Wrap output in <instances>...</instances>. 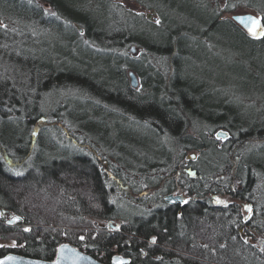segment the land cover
Listing matches in <instances>:
<instances>
[{"label":"trees","instance_id":"16d2710c","mask_svg":"<svg viewBox=\"0 0 264 264\" xmlns=\"http://www.w3.org/2000/svg\"><path fill=\"white\" fill-rule=\"evenodd\" d=\"M0 1V9L9 6V15L11 16V20L13 22L21 20L23 22H33V19L29 18L28 16H24L22 12H20V8L23 12H30L33 11V6H36L34 4V0H6L10 3V5H3ZM51 3H53V0H49ZM147 5L151 4L155 8H163L169 7L176 8L178 7V0H171L172 3H169L168 0H165L166 4L161 5L160 1L162 0H147ZM144 2V1H142ZM156 3V4H155ZM196 4L197 7H202L203 9L198 11L195 9L196 7H192V4L190 2H186L185 9L190 8V13L187 14L186 19L179 20V22L173 21V25H166L164 26V21H161L159 24L154 25L152 24V30L154 33H156V37L162 36L164 33L169 34V37L167 41H163L159 39L160 42H158L157 46H164L166 48V51L159 52L158 55L154 52V50L149 49L147 47L146 51L151 50V54H153L154 60L156 62H161L162 65L166 66V63L164 60H159L160 56L162 54L164 55L163 59L165 58V53L168 55V59L171 60V68H169L172 73V79L173 83L178 86V81L182 82L181 85L178 87L180 89L185 88V86L188 87V95L193 94L192 91L189 89L192 88L193 83L196 81L193 79V75L191 79L187 78L185 69L181 71H178V63L173 59L175 55H180L182 59L187 55V51L185 47H187L188 44H190L191 39H189L191 36H198V39H196V42L198 45L203 44V42H207L211 40V35L214 33L220 34V31L216 29L217 25L220 24L221 28L220 30L225 31V33H228V37H231L229 32H233L234 30L237 31V34H241L243 36L242 40H245L246 42L243 44L245 46H249L248 48H252L254 50L256 49H263L264 48V36L261 38H257L256 40L248 38L245 34H242V32L237 28L235 24H232L229 20H219L218 15H213L211 17H200L195 18L191 13H203L207 15L208 6L204 3L199 2H193ZM252 6H256L257 4H251L250 2L247 3ZM30 5L29 10L23 9V6ZM55 5V6H54ZM53 10L57 13L53 18V21L56 23L59 20L61 14L60 10H58V4L53 3ZM150 6V5H149ZM258 6V5H257ZM256 6V7H257ZM39 9V8H38ZM213 9H211L212 11ZM210 11V12H211ZM261 12V11H260ZM215 13V12H214ZM199 14H196L197 16ZM161 15V12H160ZM262 15L264 16V12H262ZM23 16V17H22ZM162 16V15H161ZM194 17V18H193ZM66 18L67 17H62ZM164 17L162 16V19ZM76 24H80L78 21L71 20ZM193 21V22H190ZM196 21L199 23L196 24ZM63 23V21H61ZM184 23V26L182 24ZM39 24L40 27H43L45 30L48 25L47 22H39L37 19V22H35V25ZM42 24V26H41ZM46 24V25H44ZM73 24L71 25V32H67L64 30L59 31H51L54 33L56 38L60 41L62 37L64 38H72L73 42H81L79 40L78 31L73 29ZM83 27V26H82ZM154 29H157L156 31ZM11 30V29H10ZM6 27L0 28V146L1 150H3L2 153L4 154V151L7 154V159L10 158H16L22 159L29 157V161L33 163L31 167H36L35 165H40L38 169V173L32 174V169L29 168L27 172L31 171V175L28 179H26L23 174L21 178H16L14 175H10L8 168L3 165L2 159L0 158V208L8 209L10 211L16 210L18 213L21 208L23 211L26 209L34 208L36 210L35 216L37 219H30L26 217L29 214H24L22 217V222L20 224H32L35 226L36 224H39L40 217L43 219L46 218V216L50 217H56L54 208L56 207V210H59V207L55 206L53 204L54 195H56L57 192H59L60 188L64 190V192H67L71 189L75 190L76 196L80 197V201L83 204V207L85 209H91V215H94L96 217H103L102 214L108 213L109 215L107 217H118L124 219L126 216H118L115 210L116 207L110 206L105 201V193L103 189L102 179L104 175L99 169V165L96 164L97 162L92 161V159L87 155H84L85 158H88V160H85L80 154L73 153L70 154L71 143L69 140L64 139L60 133H57V130L54 129V127H44L42 128L35 141L37 143L35 144L34 149L31 151V155H29V138L28 134H31L29 132L28 126H31L32 122H34L37 119L42 118L44 115V111L41 107L47 105L46 103L52 98L49 105H52V103H55V107H53L52 113H49L50 116H65L67 119L66 121L72 122L73 125H76L77 128L80 131L87 132L90 139L94 140V146H97V142L101 144L103 148L104 140L106 139V133L107 130H109L110 126H113L114 128L112 130H115L116 132L118 130H121L126 135L131 134L134 132V128L139 130L137 128V122H135L137 119L141 122H145V125L141 129V131H147L149 134H153L155 136V142L152 146L154 149L149 153V156L147 159H141L140 163L144 164L146 166V163L149 166L158 168L156 170L157 176L155 177L157 180H154L153 182L148 181V188H154L155 186H159L161 181L164 180L163 173H173L175 172V168L170 170V168L166 167L167 162H170L172 160L171 152L167 149V146H170V144L173 142L177 146L175 148L176 150L184 152L185 148H188L189 150H196L198 152V158L197 162L193 164V162L188 163L187 167H189L194 176L191 177L186 171V168L183 167V171L181 174V178L183 183H180V186L177 187V189H181L184 191H187L189 193L199 194L200 196L203 194L202 197H205V195L210 193H219V189H214V191H210V181L208 178H201L200 176V170L199 167L202 165L200 164V161L206 162L209 159H211L210 155L208 153L205 154V150L211 146H214V144L211 143L210 138H208L209 135L206 134L207 132H211L216 126L221 125L226 128H228L229 132L231 131L234 135V138L237 140H231V143L228 144V146L223 147L222 154L229 153L231 156L236 155L237 158L241 157V154H239V148L240 150L244 149L243 147H246V151L244 155H251L248 160L242 159L241 160V167L235 166L234 169V175L237 178V181L239 182L240 191L230 192L231 187H229L228 181L225 182L223 179H218L217 183L215 185L221 186L225 185L226 190L228 194H231L233 197H236V199H239L240 201L243 199H247L253 202L248 197H245L243 194V191L246 190L247 183L248 186L251 185V181L255 180L257 178L264 179V129L262 128L264 126V116L259 117L260 114L263 115L260 111L259 112H251L248 110V112H245L248 115V120L245 121V118H242L241 123L238 124V126L229 127L231 123L228 121V112L226 111V119L227 122H205L203 123L201 121V113H197L194 110H197L195 108V103L198 98L201 97V100L198 101L199 106L201 107L202 115L205 116L204 108L209 110L210 112L213 111V109H222L219 104V101L222 100H215L210 98V95L204 96V94H200L199 96L193 95V102L190 101L189 97L186 99L188 100L189 108L185 109L183 104L175 105L173 103H167L171 102L169 100L161 101V104L163 107H166L165 105L168 104V107L172 108V112L168 111V113L161 114L159 113V110L152 104V102L149 103L150 100V94L147 96L146 94H140L138 91H133L131 88H129L128 85H126L124 89V93H132L137 94V97L142 98V95L145 97L144 100H140L141 103L139 105H136L134 100L130 99L128 96H124L119 88L111 83L107 82L105 84L103 90L101 89H95L94 92L87 91L85 88V82L83 79V76L79 74H75V72L66 69V64L63 63V56H68L65 54V52L61 48H58L56 52L54 50H51L52 53H55L52 56L53 60H50L51 54L46 52L44 53V49H42L43 45H40L39 41L38 43H34L33 39H35V36L33 33H26V31L21 30V28L16 29L14 31H10ZM85 35L89 39L90 36L92 39L95 38V40L99 43V40L105 37L108 32H104L101 30H97L95 28H84ZM184 30V31H181ZM18 32V33H17ZM21 32V33H19ZM93 32V34H92ZM113 33V32H112ZM188 35H184V34ZM224 33V34H225ZM39 36L38 39L42 40L44 43L49 41L44 40V37H48L50 32H38ZM92 34V35H91ZM116 35V34H115ZM182 35V37H185L186 39H183L179 41L177 39V36ZM52 36V35H51ZM126 35L124 36V40L127 39ZM195 37V36H194ZM210 37V38H207ZM198 40V41H197ZM133 42L132 40L128 39L127 42ZM135 41V40H134ZM142 39L137 40V45L141 47L145 46L144 44H140ZM42 42V43H43ZM47 44V43H46ZM45 44V45H46ZM51 45V43H49ZM87 44V43H86ZM82 46L83 48H87V45ZM125 44H128L125 42ZM124 44V45H125ZM160 44V45H159ZM174 44V45H173ZM183 45V46H182ZM121 46V45H120ZM57 47V46H56ZM78 49L80 52L82 50H85V48ZM90 47V46H89ZM123 47V46H122ZM145 48V47H144ZM93 48L90 47V50ZM96 49V48H95ZM47 50V48H46ZM182 50V51H181ZM251 50V49H250ZM48 51V50H47ZM146 51L141 52L139 55L143 56L146 54ZM148 51V52H149ZM173 51V52H172ZM64 52V53H63ZM88 52V51H87ZM239 56H241L238 51H235ZM91 53V52H90ZM94 52H92L93 54ZM263 53V54H262ZM258 53L261 56V59L264 60V52ZM72 54V53H71ZM161 54V55H160ZM236 55V54H235ZM71 55V66L75 65L78 66V61L76 60L75 56L72 57ZM244 56V54H243ZM245 57V56H244ZM242 57V58H244ZM251 58H254L253 56ZM259 58V57H258ZM74 59V60H73ZM133 63H129L131 67L140 73V77L142 80V71H148L147 69H151V71H155L153 67L150 65L152 64V61H149L148 65L141 67V65L138 62H135L134 60H129ZM52 62V63H51ZM70 66V67H71ZM251 66H254V70L258 69L254 63H251ZM157 72H155L156 74ZM239 73V70H238ZM76 76L78 78L79 82H73V86L70 85V78H73V76ZM146 77H143V79ZM82 79V80H81ZM175 79V80H173ZM107 81V80H106ZM141 82V81H140ZM162 84L161 82L159 85H155V87H160ZM152 84L148 85L146 90L152 91L150 88ZM88 87V86H86ZM112 87V88H111ZM111 90L112 92H109L108 90ZM52 92V97H50V93ZM95 96L94 99H99L102 104H95L93 105V100H90V94ZM210 93V92H207ZM213 94V93H212ZM111 95H114L112 97ZM122 95V105H129L128 110H121L120 104L118 99ZM196 97V101H195ZM62 98V99H60ZM173 100V99H172ZM126 101V102H125ZM174 101V100H173ZM91 102V103H89ZM129 102H132L130 104ZM104 105H108V107H104ZM97 110V111H96ZM245 111V108L242 109ZM96 111V114L94 113ZM207 111V112H209ZM242 111V112H243ZM98 112V113H97ZM209 112V113H210ZM213 113V112H212ZM48 114V116H49ZM196 114L194 118L192 115ZM188 116L189 118L195 119V123L198 125L199 131L197 132L198 137H193L191 134H187L185 130L186 124H189L188 126L193 127V123H189L188 119H184L185 116ZM186 116V117H187ZM230 116V115H229ZM131 119V120H130ZM123 120L131 121L130 127H120L123 123ZM179 121L182 126H179ZM203 123V126L201 124ZM69 124V123H68ZM211 124V127L209 126ZM251 127V131L254 132V134H250L247 136L245 134L244 137L242 135H239L242 130L241 127ZM108 127V128H107ZM214 127V128H213ZM26 128L28 130H26ZM187 128V127H186ZM111 129V127H110ZM111 130V131H112ZM132 131V132H130ZM200 131H203L200 133ZM53 132H56L59 139L61 140V143L58 144L57 141L53 140L52 134ZM245 132V131H244ZM159 134V135H158ZM40 135V136H39ZM237 135V136H235ZM31 136V135H30ZM39 136V137H38ZM134 136V133H133ZM208 138V140H207ZM144 140V137H143ZM252 140L257 141V143L261 144L259 146H254L251 142ZM101 142V143H100ZM167 144H166V143ZM233 142V143H232ZM90 144V143H89ZM209 146V147H208ZM185 147V148H184ZM230 148L234 151L232 154L230 153ZM248 148V150H247ZM62 149V150H61ZM221 150L220 148H215V152L212 159L214 162L217 163L221 162L225 158V154L221 155L218 150ZM60 152H58V151ZM83 150V148H82ZM81 150V151H82ZM167 150V151H166ZM238 150V153H237ZM80 151V150H79ZM39 153L41 154V158L39 157ZM185 153V152H184ZM221 156H220V155ZM47 155V158H44ZM60 155V156H58ZM112 158H116L117 155L109 154ZM120 155V154H119ZM182 155V154H181ZM181 155L179 157H181ZM4 156V155H3ZM59 158H58V157ZM71 157V158H69ZM206 160H205V159ZM58 159V160H57ZM74 159V160H72ZM139 159V158H138ZM204 159V160H203ZM11 160V159H10ZM118 160V159H116ZM119 161V160H118ZM199 163V164H198ZM156 164V165H155ZM216 165V163H214ZM176 165V164H175ZM227 165V166H224ZM98 166V167H97ZM224 167V168H217V169H223L226 171H229L231 165L229 163V157L228 160H223V163L219 164L218 167ZM162 167V168H160ZM204 167V166H203ZM117 168V167H116ZM259 169L258 171H255L256 169ZM16 169V168H14ZM163 169V170H161ZM216 169V170H217ZM11 170V169H9ZM211 171L208 173L216 172ZM149 171V170H147ZM163 171V172H162ZM26 172V171H25ZM26 172V173H27ZM145 172V171H143ZM161 173V174H159ZM207 173V172H206ZM29 174V173H28ZM165 174V173H164ZM178 176H176L177 178ZM252 179H249L251 178ZM161 180V181H160ZM175 180L173 177L168 180L170 184L175 183ZM178 180V178H177ZM156 181V182H155ZM264 183V181H263ZM72 184V185H71ZM207 184V185H206ZM254 184V183H253ZM42 185L43 187L46 186L47 190H45L43 193H40L38 190V186ZM177 185V184H175ZM208 186V188H205ZM41 188V187H40ZM156 188V187H155ZM82 190V192H76L78 190ZM84 189V190H83ZM250 189V188H249ZM174 190V189H173ZM47 195V196H46ZM202 201H204L202 199ZM55 203V202H54ZM74 202L65 199L66 206L70 208H74ZM41 204H47V206L44 208L41 206ZM204 205L199 204L198 206ZM50 206V207H48ZM37 207V209L35 208ZM66 208V207H65ZM189 207L185 206L181 208L182 216H185L187 214V209ZM59 212V211H58ZM104 214V215H105ZM26 215V216H25ZM33 215V214H31ZM30 215V216H31ZM154 217H151L152 221L154 223L149 222H139V223H133L132 227L127 226L124 229L127 228V232L131 235L135 236L134 234L138 235L141 238H148L150 235L156 236L158 240V244H162L163 246H170L174 250L179 251H189V246L185 244V242H181L180 240H177L176 236V211L174 207L166 208L161 212H156L154 214ZM34 216V218H35ZM180 217V218H181ZM183 218V217H182ZM120 220V219H119ZM120 220V221H121ZM2 219H0V238L4 239H12L16 241L18 244L17 247L10 248L6 250V248L3 249V247H0V257L4 255V253H7L9 251H16L18 253H21L24 256H29L32 258H39L43 260H50L55 256L56 248L58 247L59 243H61V231H55L52 228L47 229H41L40 227H32L29 231L24 229H19L17 226L9 227L6 225H3ZM57 226V225H56ZM61 226H72L70 223L67 225H61ZM87 226V225H84ZM20 227V226H19ZM123 228V226H122ZM154 228V229H153ZM153 229V231H152ZM152 232V233H150ZM71 236V231L69 232ZM68 233V234H69ZM262 238L264 240V232L261 231ZM19 235V237H17ZM176 235V236H174ZM118 235L113 233L112 235H109L107 233H99L95 234L93 237H95L93 240L95 241H89L87 244H85L86 248L91 252L96 251L97 253L104 252V248L101 246L102 244L108 245L111 248H115V250L118 253L125 254L126 256L130 257L133 262H136L137 264H162V262L166 259L167 255L161 250L159 247H153L148 246L146 244H140L136 245L134 238L131 237L127 241L118 242ZM60 239H59V238ZM92 239V237H91ZM128 239V237H127ZM101 240L102 242H99ZM133 240V241H132ZM176 241V242H174ZM178 241V242H177ZM69 243L73 244L72 241H69ZM23 245V247L21 245ZM140 247V248H139ZM139 249L143 250L144 252L141 253ZM104 257L105 259H109V251H105ZM152 255L157 256L160 255V258L157 256V258H153ZM172 255V254H171ZM133 257V258H132ZM134 259V260H133ZM198 264V263H194ZM217 264H228L224 262H220Z\"/></svg>","mask_w":264,"mask_h":264},{"label":"rangeland","instance_id":"374dc122","mask_svg":"<svg viewBox=\"0 0 264 264\" xmlns=\"http://www.w3.org/2000/svg\"><path fill=\"white\" fill-rule=\"evenodd\" d=\"M194 1L195 2L200 1V3H204L208 6L207 15L204 17H211L213 15H218L220 16L219 20L221 21L232 19V23H234L239 28V30L240 29L245 30L242 26L239 27V23L235 21L234 17L239 16V15H244V14H250L258 18L259 22L261 23L262 31H264V16L262 15V12H264V0H178V3H177L178 7L176 8L175 6L174 8H171V9L165 6L163 8L158 9L152 6L151 5L152 3L149 4L150 5L149 6L146 3L148 2L147 0H106V3L104 0H53L54 4L59 5L58 10H60V14H61L59 20L63 21V23H61V21H58L57 23L53 21L52 17L57 15V13L55 11L50 12V10L47 9V7H51V8L53 7L52 6L53 3H51V1L34 0V4L37 5V7L33 6L34 12L33 11L23 12L20 8V12H22L24 16H28L29 18L33 19V22H28V21L23 22L21 20L13 22L8 12L9 6H6L0 9V28L6 27L7 29H11L10 31H14L16 29L21 28V30L23 29V31H26V33H33V35L35 36V39H33L34 43H38L39 41H42L37 38L39 36L37 34L38 32H41V31L50 32L52 36L49 35L48 37H44L43 39L46 41H49L52 46L54 47L57 46V48H61V50H63L65 54L68 55L67 57L71 58L72 54H73L72 57H74L75 55L77 56V58L76 56L75 58L77 61L79 60L78 66H76V64L72 66L70 65L71 67L66 65V69L67 71L71 70L75 72V74H79V77L80 75L83 76L84 81H86L85 85L88 86V87L85 86L86 90L95 93L94 90L96 88L103 90L107 82L111 83L110 85L116 84V82L120 78H124V76L126 77V79L127 77L129 79L133 78L135 82H139L141 80V77L139 75L140 73H138L134 69H132V71L135 73L128 72V70L127 71L124 70L126 68L125 65L128 64V62L130 64L133 63L129 60H134L135 62H138L141 65V67L145 66L146 64L148 65L149 61H152V64L150 66L153 67L155 71H153L151 74H155V72H158L159 70L157 69H159L160 67H157L156 62H154L153 60H150V58L152 59L155 58L153 57V54L150 53L151 51L149 50H148L149 52L146 51V54H144L143 56L139 55L143 50L138 49L137 47H134V46L132 48L133 50H131L129 45L125 44V42L127 43V41L126 39L125 40L123 39L124 36L131 34V36L133 35L135 37L137 36V39L152 40L155 45H158L157 43L160 42L161 40L159 41V38L155 37L154 32L151 28L152 24L157 25L156 21L159 20L160 22L164 21V26H166L165 22L170 19L176 22H179V20H182V19H186L187 14L185 12H187L188 14L190 13V8L185 9V7L187 6L186 2H190V4H192L191 8L196 7L195 9H197L198 11L202 10L203 8L201 6L197 7L196 4L193 3ZM2 2H4L2 3L3 5H10V3L7 2L6 0H3ZM168 2L172 3L171 0H168ZM249 2L251 4L256 3L258 6L256 5L257 6L256 7L255 5L252 6V5L247 4ZM160 3L161 5L162 3L167 5L165 0L160 1ZM225 4H227L228 7H225ZM22 6H23V9L25 10L30 9L28 5L26 6L22 5ZM211 9L213 10L211 11ZM160 12H161V15L164 17L163 19H162V16L160 15ZM62 17H67L68 19L62 18ZM37 19L41 23L43 22L48 23V25L44 24L47 27L45 30H43L44 28L40 27L39 24L35 25V22H37ZM71 20L78 21L81 24H76L77 22L74 23ZM190 22H193V21H190ZM72 24L75 27V30L78 31L79 40L81 42H73L72 38L70 37L69 38L62 37L59 41L56 38V36H54V33L51 32V31H59V30L71 32L70 29H71ZM196 24L199 25L197 21H196ZM82 26L84 28L93 27L97 30H101L104 32L107 31L108 34L105 37L103 36L102 40L101 39L99 40V43L95 40V38L92 39L91 36L89 40L85 41L83 39L85 38V30H83ZM245 32L248 34V35L245 34L248 38L255 39V40L257 38H261L264 36V35H259V36L254 37L252 34L248 33L247 30H245ZM221 34L214 33L212 34V36H210L211 40L207 41V43L209 42V45L213 46V51L212 53H210L207 49L204 52V54H202L200 62L198 63V66L200 69V78L196 77V75L198 74L197 72V74L195 75V80H199L200 82H202V84L204 83L208 87V90H210V92H213V90H216L217 88L218 91L219 90L222 91L221 94L225 98L234 101L235 104H240L241 107L243 106V108H245V110L247 111L249 110L253 113H255L256 111L257 112L260 111L263 115L260 114L259 117H263L264 116V69L261 70L262 72L258 70L254 71L255 67L251 66V63H254L257 67L260 66L264 68L261 65V63H264V60H262L261 56L258 54V49L254 50L252 48H250L251 49L250 51L252 52V55L254 58H250L248 56H245L244 58H242V56H239L235 51H232L229 48V46H227L228 42H229V45H231L232 43L231 40H228V39H231V37H228L227 41L223 42V45L217 41L215 36H218ZM210 37H207V38H210ZM127 38H129V36H127ZM114 41L117 42V44H120L121 46L125 44V47H123L122 49L120 48L121 49L120 50V49H117L115 45L110 46V45H113ZM243 42L245 43L246 41L243 40ZM85 44L87 45L88 49L84 47L85 50L75 53L76 51H79L78 49H80ZM89 46L92 47L93 49L90 50ZM54 51L56 52V50ZM92 52L94 53L92 54ZM117 52H118V59L114 58L115 56L114 54L115 53L117 54ZM49 53L51 54V57L49 59L50 61V60H53L52 56L55 53H52L51 50L49 51ZM120 54H122L123 56H120ZM162 56L164 57L163 54ZM162 56H160L159 60H164L165 62L163 63H166V66L163 65L162 67L167 71H172L169 69L172 66H171V60L170 59L167 60L168 55L165 53L166 59H163ZM228 63H233V64H228ZM70 64H71V60H70ZM98 64L102 66V68L99 67L100 68L99 71H103L105 73V71L110 68V70L116 71L117 75L113 76L112 74L109 73L111 76L110 75L104 76V78L100 77L102 75L95 73ZM159 64H161V62ZM230 65L241 67L242 69L240 68L241 69L240 72L242 70H244L245 72L248 71L250 75L254 77L257 81L255 83H252L250 80L249 82H247V84H244V83L239 84V81H241V78L230 67ZM163 68H160V69H163ZM104 73L102 74L105 75ZM216 78H217V83L214 86L213 82L216 81ZM75 81L79 83L81 82L74 75L73 78H70L69 80L70 85L73 86L72 84ZM108 91L112 92L110 89ZM93 93L90 94V97H91L90 100L94 101L92 102V104L93 105L99 104L102 106L100 102V97L99 99H96V98L94 99L93 97L95 96L92 95ZM51 94L52 92L50 93V97H52ZM111 96L113 97L114 95H111ZM189 99L190 101L193 102V94H189ZM51 100L52 98H50V101ZM195 101H196V97H195ZM254 101H257L258 105H253ZM46 104L47 105L41 107L44 111V114L46 115L32 122V124H30L31 126H28L29 132L31 131L30 132L31 134L27 132L28 137L29 138L31 137L29 139V143H30L29 152H28L30 153L29 155H31V151L33 149L35 151L34 146L37 143V141L35 140L37 138L39 131L46 126L52 127V128L54 127V129H56L57 132L60 133L62 137H64V139L69 140V142L71 143V147H69L71 148L70 149L71 155L73 153L82 152L84 155L86 156L88 155L92 159V161L97 162L96 164L99 165V169L104 175L102 179V184H103L105 195H109L108 189L111 186V188L114 187L115 191L121 192L124 190V192L129 193V195L126 194L124 196L123 201L130 202L132 198L136 199V197L142 196L143 193H146L145 191H148V186H147L148 181L144 180V177H146L147 173H142L141 175L138 174L137 176L131 175V177L128 180L127 179L128 177H126L127 175L122 174L124 173L122 172V170L116 167H113L112 164L114 163H117V165L119 164V162H117L116 159L112 158L110 155L106 156L105 154H101V152L103 151L101 144L97 142V146H94L95 142L93 139L89 138L88 133L80 131L76 125L72 124V122L70 123L65 120L64 123H61V121H59L56 118V116H53V115L50 116L49 113L52 111L53 107H55V103H52V105H49L50 102L48 101ZM167 105L168 104H166L165 106ZM104 107H108V105L106 106L104 105ZM195 108L200 110V112H197V113L202 114L201 109H200L201 107L199 106L198 101H196L195 103ZM96 111H94L95 114H96ZM58 116H60V114ZM186 116L184 119L187 118L189 123L191 122L193 123V127L188 126L189 124H186L185 126L186 133L191 134L193 137H198L197 132L199 131V128H198V125L195 123V119H193L192 121L191 118H189L188 116L186 117ZM120 127H124V126H122L121 124ZM113 128L114 127H112V129ZM26 130L28 129L26 128ZM202 132L203 131H200V133ZM105 133H106V138H108V136H110L109 130H107V132ZM53 140L57 141L54 137H53ZM208 141H211V140H208ZM173 142L175 141H172L170 146H167V149L169 150V152H171L170 154H171L172 160L170 162H167L166 167L170 168V170L175 168V172L174 174L171 172L170 173L164 172L165 173V174L163 173L164 180H168V179L170 180V178L172 177L177 180L176 176L181 177V174H182L181 171H183L184 169L183 167L186 168V171L190 177L192 175L194 176L192 170L189 167H187V164L191 162L195 164L197 162L196 160L198 158V152L197 151L193 152L191 150L187 151L188 148L184 147L185 153L184 152L182 153L181 151L175 149L177 146L175 144L173 146ZM103 146H104V143H103ZM172 146L175 148H173ZM243 148L244 149L242 150H240L239 148V154L241 155H243L246 151V147L244 146ZM220 151H223V150L221 149ZM2 152L3 150H1V146H0V153ZM119 152L116 150H111L109 154H119ZM237 153H238V150H237ZM223 154H225V158H222L224 161L228 160V157H229V163L231 167L229 171L220 169L219 174L223 178L226 175L230 176V180L228 182L229 187H231L230 192L235 191L234 193H236V191H240L238 190L240 189V186L238 184L237 178L234 175V169H235V166L237 167L239 166V168L242 166L240 164L241 158H237L236 155H233V154L229 156L230 154L229 153L227 154L225 152ZM3 155L0 154V158L2 159L3 165H5L8 168L10 175H14L16 178H21L22 174L24 173L23 175L26 176L25 177L26 179H28L29 176L31 175L32 170H33L32 174L38 173V169L40 165H35L36 167L34 168L33 166L31 167L33 163L29 161V157H26V158L24 157L18 160H16V158H10L11 159L10 160V159H7L6 157L7 154L5 151ZM180 155L181 157H179ZM39 157L41 158L40 153H39ZM44 158H47V155ZM212 159L214 158L211 157V159L208 160L209 161L208 165L214 166L216 169L224 168L223 166L218 167L219 164L223 163V160L220 163L219 162L217 163L216 161L214 162ZM214 163H216V165ZM200 164L206 168L205 162L200 161ZM224 166H227V165H224ZM29 168H31L32 170L27 172ZM154 170L156 169L154 168ZM151 171H153V169H151ZM150 174L157 176L155 173L152 174L150 172ZM208 179L209 180L213 179L215 183H217L219 176L218 178L209 177ZM249 179H252V177ZM176 180H175V183H172V186H175ZM263 181L264 179H261V178L252 180L251 185H249L251 186L250 189L243 191V194L245 195V197H248L251 200H253V202L251 203L252 207H245V205L242 206L243 202L245 201L244 199H243L244 201L241 202L239 199L229 197L232 195L225 192L226 190L225 185H221V186L214 185L215 189L218 187L219 189L218 191L220 192L215 193V194L208 192L207 193L208 195L206 196V198L210 199L209 202L206 201L205 197L196 199L194 198V193H189L181 189H175V191H170L171 193H173L172 195L173 197H176V195H181L182 197L181 202L168 204L170 206H174L175 211H176L175 229H176L177 236L176 235L174 236L177 237L176 238L177 240H180L183 243L185 242V244L189 246L188 248L189 251L187 250V251L182 252L177 249L174 250L170 246H163L162 244H158V243H156L155 245V242L153 241H156V236H152L150 238L138 237L139 242L144 241L145 244L148 246H153L155 248L156 247L161 248V250L165 253V255H167V260L165 259L162 262V264H184V262L186 264H194V263L217 264V263H220L221 261H223L224 263H228V264H264V250H262L264 249V240L262 238L263 234L261 233V231L264 232V183ZM146 187L147 189H145ZM38 188L39 189L36 191H39L40 193H43L45 190H47L46 186L43 187L42 185H39ZM154 188H149V189H154ZM205 188H208V186H206ZM76 192H79L80 194L82 190L79 189ZM167 193L169 192H165L163 196ZM54 196L55 197L53 201L55 203L53 202V204L55 206H58L59 210L72 209L64 204H65V199H68L70 201L74 199V197L76 196L75 190L71 189L67 192H64V190L60 188L59 192H57L56 195ZM201 196H203V194ZM202 199L204 201H202ZM187 201H188V204H187ZM237 202L239 204H236ZM202 203L204 205L198 206L199 204H202ZM209 205L212 206L213 208L219 209V211L223 214H230L229 217L232 215V218H230L231 219L230 222H232V224L231 223L230 224H231V227L234 225L233 228L235 227L236 231L233 230V228L229 229L226 227H225L226 229L223 230V228H221L222 224H220L221 221L219 222L217 220V218L220 215L219 214L215 215V212L213 214L212 213L210 214V217L215 223L213 226L211 224H207V226L204 227V224H203L201 227L200 226L198 227L197 224L199 223V220H201V217H199V215L196 216L195 212L199 210L200 214H203V213L205 214L211 210L209 209ZM185 206L186 207L188 206L189 208L187 209V214L185 216H182L183 217L182 218L181 208ZM35 208L37 209V207ZM249 209H251V211H249ZM18 210H20L19 213L16 210L10 211L8 209L0 208V219H2V222L4 223L3 225L9 226V227H14V226L19 227L20 226L22 229L24 230L26 229L28 231L32 227H35V228L40 227L41 229H47L48 227H51V226H47V225L45 226L42 224H36L35 226H33L32 224H25V225L20 224V222H22V217L24 214L26 215L29 214V216L28 215L27 216L25 215V216L30 219H37L36 216L34 215L36 210L34 208L26 209L25 211H23L24 209L22 210L21 208H19ZM163 210L155 209L153 211L154 213L152 212L151 217H154L155 216L154 214L156 212H161ZM55 211L57 210L55 209ZM81 215L83 216L85 220H88L94 226L93 229H91L90 231L107 233L109 235H112L113 233L118 234V235L124 234V231L121 232L123 224H118L116 221H113V223L111 224L113 226L110 227L111 226L110 224L107 225L106 222H102L103 220L101 219V217H96L91 214L89 217H87L82 212L78 214V216H81ZM68 216L70 217V219L71 218L73 219V217L78 218L76 216H70V215ZM46 218L48 219L52 217L46 216ZM41 219L42 218L40 217V220ZM40 220L39 222H41ZM118 222H120V220ZM223 224H225L224 221H223ZM238 229H241L242 231L239 232ZM83 234L85 237L79 236L81 237V241L80 242L77 241V245L74 244L73 248L77 249L79 252L87 255L88 257L95 259L100 264H106V263L113 264V261L120 262L122 261V259L120 258L128 257V256H125V254L116 252L114 248H113L114 250L113 253L111 252L109 253V257H108L109 261L108 259L103 258L104 252H102L101 254H98L96 251L90 252L88 248H86L85 246L87 242L84 239L91 238L95 234H91V232L89 233V231L85 229L83 230ZM126 234L130 237H133V238L135 237L128 232H126ZM74 235L78 236L77 233H74V230H71V237ZM151 239L153 240L152 242H151ZM0 247H3V249L6 248V250L10 248H14L15 241L12 239L0 238ZM139 251L143 253L144 249L143 250L139 249ZM58 252H59V249L56 250L55 256L52 258V260H55L57 258ZM9 254L23 256L21 253H18L14 251L13 249V251L4 253V255L0 257V261ZM157 256L160 258V255H157ZM157 256L152 255V257L155 259L157 258ZM26 257L30 259H34V260L38 259V258L35 259L32 257H29L27 255ZM181 261H184V262H181Z\"/></svg>","mask_w":264,"mask_h":264},{"label":"bare ground","instance_id":"6f19581e","mask_svg":"<svg viewBox=\"0 0 264 264\" xmlns=\"http://www.w3.org/2000/svg\"><path fill=\"white\" fill-rule=\"evenodd\" d=\"M104 1L106 3V0H104ZM52 8L51 7H47V9L50 10V12H53L54 11ZM115 10H117V9H115ZM196 14H199V13H196ZM196 14H194V13L192 14L191 13V15H193L196 19L197 18H200V17L202 18V17L206 16L202 12L198 16ZM156 15H157V13H156ZM229 21L232 23V19L229 20ZM165 23H166V25H173L174 24V22L171 19L168 20V21H166ZM232 24H234V23H232ZM182 26H184V28H185L184 23L182 24ZM239 27H241L240 24H239ZM220 28H221V25L218 24L217 27H216V29H218L220 31V34L221 33L222 34L221 35H218V36H215V38L217 39L218 42H220V44L223 45V42L227 41V39H228V35H227L228 33H225V31H223V30L221 31ZM73 29H75V27H73ZM8 30H10V29H8ZM154 30L156 31L157 29H154ZM181 31H184V30H181ZM240 31L242 32V34L248 35L245 32V30L240 29ZM188 34L186 33L184 35H188ZM229 34L231 36V39H228V40H231L232 43H231V45H229V42H228L227 46H229V48L232 51H238V53L242 57L248 56V57L251 58L253 55H252V52L250 51V48H248L247 46L243 45L244 44V42L242 40L243 36L241 34H239V33L237 34V31H235V30L233 32H229ZM154 35L156 37V33H154ZM188 36H191V35H188ZM194 36H191L189 38V39H191V42H190V44L187 45V47H185L186 50H183L184 52L187 51V55L184 57V59H182L181 54L180 55L179 54L178 55H175L174 58H173L178 63V67H177L178 68V71H181V69L182 70L185 69L186 76L189 79H191L192 75H193V79H195V75L197 74V72H198V74L196 75V77L200 78V69H199L198 63L200 62L201 56H202V54H204V52L207 49H208V51L210 53H212V51H213V46L209 45V42L208 43L207 42H203V44L201 43V45H198L197 42H196V39H198V36H196V35H194ZM156 38H159V39H161L163 41H167V39L170 38V37H169V34L164 33L162 36H158ZM83 39L85 41L89 40L86 35H85V38H83ZM128 39H130V40L133 41V42H129V41L127 42L131 50H133L132 48L134 46V47H137L138 49L143 50L142 52H144V50L146 51L147 50V47H148L149 49L154 50V52L156 53V55H158L159 52L166 51V48L164 46L159 47V46L155 45L152 40L142 39V41L140 42V44L142 43L145 46H142L141 45V47H140L136 43L137 40H138L137 39V36L136 37L134 35L131 36V34H130L129 35V38H127L126 41ZM177 39L179 41H181V40L186 39V38L185 37H182V35H179V36H177ZM145 40H147V41H145ZM42 42L43 41L40 42V45H43L42 46V49H44V53H46V52L49 53L50 50H58V48L56 46L54 47V46L50 45L49 44L50 42L49 43L48 42H45V43H47L46 45H45L44 42L43 43ZM206 43H207V45H206ZM114 45L116 46L117 49H120V48L122 49L123 47H125V45H122L123 46L122 47V46H120V44H117V42H115V41L113 42V45H110V46H114ZM46 48H47L48 51L46 50ZM262 52H264V48L261 49V50L260 49L258 50V53H262ZM243 54H244V56H243ZM114 55H115L114 58H117L118 59V52H117V54L115 53ZM120 56H123V55L120 54ZM62 59H63L62 61H63L64 64H66L67 66H70L71 65L70 64V60H69L68 57L63 56ZM150 60H153L154 62H156V60H154L152 58H150ZM159 63L156 62L157 67L163 68L162 67L163 65L162 64H159ZM228 64H233V63H228ZM261 65L264 67V63H261ZM125 66H126V68L124 69L125 71L128 70V72H133L132 71L133 68L131 67L130 64H126ZM125 66H123V67H125ZM99 67L102 68V66L100 64H98L95 73L102 75V76H100L102 78H104V76H108L110 74H112L113 76H116L117 75V72L110 70V68L107 69L105 71V73L103 71H99L100 70ZM230 67L241 78V81H239V84H242V83L247 84V82H249L250 80H251L252 83H255L257 81L254 77H252L250 75V73L248 71L245 72L244 70H242L240 72V70L242 69L241 67L234 66V65H232V66L230 65ZM160 68L157 69L159 71L156 74H151L153 71H151V69H149V68L147 69L148 70L147 72L146 71H144V72L142 71V73H141L142 74V80H140L141 82L139 81L140 83L139 82H135L133 80V78L132 79H129L127 77V79H126V77L124 76V78H120L116 82V84H114V85H116L119 88V90H120V92L122 94L124 93V89L123 88H125L126 85H128L129 88H131L133 91H138L139 90L138 93H140V94H146V96L149 93H151L150 94V97H149L150 98L149 103L152 102V104L157 108V110L160 109L159 110V113L161 112V114L168 113V111H171L172 110V108L171 107L169 108L168 105L166 107H163V105L161 104V101L164 100V98L166 100L171 101V102H167L169 104L170 103H173L175 105H178L180 103V104H183V106H184L185 109L189 108V104L190 103L188 102V100H186L189 97V95H188V92H189L188 91V87L185 86V88L182 87V89H180L178 86L181 85L182 82L181 81L180 82L178 81L179 85L176 86L173 83V81H171V79H172V73H171V71H167L164 68L163 69H160ZM263 69L264 68L260 67L257 70L260 71V72H262L261 70H263ZM129 70H131V71H129ZM238 70H239V73L240 74L238 73ZM257 70H254V71H257ZM100 72L104 73L105 75H103ZM133 73H135V72H133ZM120 74H121V72H120ZM109 77H107V78H109ZM143 77H146V78L143 79ZM173 80H175V79H173ZM160 82H161L162 85L160 87H155V85L158 86ZM214 82H213V84L215 86L216 83H217V78H216V81H214ZM150 84H152V86L150 87L152 89V91H149L148 92L146 90V88ZM189 89L192 91L193 95H195V96H199L200 94H204L205 93L204 96L211 94L210 95V98L211 99H214V101L215 100H217V101L222 100V101H219L218 102L219 104H221L220 106L222 107V109H219V110H218V108L217 109H213V111H212L213 113H212L209 110H206L204 108V112L206 111L205 114H204L205 116H203L201 114V121L203 123L209 122V121L215 122V123H216V121L217 122H227V119L225 117V116H227L226 115V111L230 115V116L228 115V121L231 123V125H229V127L238 126L239 123L243 122L242 121V118H245L246 117L245 121L248 120V118H247L248 115L245 113V112H248V111L245 110L244 112H242L243 111L242 109H244L243 106L241 107L240 104H235L234 101L225 98L221 94L222 91L219 90L220 91L219 92L217 90V88H216V90H213V92H210V90H208V87L204 83L202 84V82H200L199 80H196L193 83L192 88L190 87ZM207 92H210V93H207ZM123 95L124 96H128L129 95L128 97H130V99L134 100L133 102H135L136 105H139V103H141V101L144 100L143 97H145L144 95H142V98H141V96L140 97H137L138 96L137 94L134 95V94L129 93V92H127V93H125ZM200 100H201V97L197 99V101H200ZM118 101H119V104H120V107L119 108H121V110L123 109V107H124V110L125 109L126 110L129 109V105L128 106L127 105H125V106L122 105V95L118 99ZM49 102H50V100H49ZM129 103L132 104V102H129ZM253 105H258V102L257 101H254L253 102ZM53 110L54 109H52V111ZM52 111L50 113H52ZM194 111L195 112H200V110H198V109L197 110H194ZM207 111H209L210 113L207 112ZM195 116L197 117L196 114L192 115L193 118ZM56 118L59 121H61V123H64V121L67 119L64 115L63 116H56ZM130 122L131 121H126L125 122L123 120V123L124 124H122V126L129 128L130 127ZM135 122H137L135 124H137L136 126H137V128L139 130H137V129L134 128V132H133L134 133V136H133V133L126 135L121 130H118L117 132L115 130H112V127L114 126L113 125L111 127V129H109L110 136H108V138H106L104 140V146L102 148L103 151L101 152V154H105L106 156H109V153L111 152V150H116L118 152L120 151L119 154H121V155H119V154H112V155H117V157L115 159H118L119 160V161L116 160L117 162H119L118 165H117V163L112 164L113 167H117L118 169L122 170V172H124L122 174L123 175H127L126 177H128L127 178L128 180L131 177V175H136L137 176L138 174L141 175L142 173H147L146 177H144V178H146L150 182H153L154 180H157V179L155 178L156 176L155 175H151L150 172L153 174L158 169L154 167L156 170L151 171V169H153L152 166H149L147 163H146V166H144V164L140 163V161H141V159H147L148 156H149V153H151V151L154 149V147H152V146H154L153 144L156 143L155 142V136L153 134H149L147 131H145V132L144 131H141V129L145 125V122H143V121L141 122L138 119ZM203 123L201 124V126H203ZM179 126H182L180 124V121H179ZM209 126L211 127V124H209ZM262 128L264 129V126ZM240 129L242 130V133L239 132L240 133L239 135H242V137H244L245 134H247V136L250 133L251 134H254V132L251 131V127H249V126L243 127V128L241 127ZM207 131H206V134L209 135L208 137L210 138V140H211L212 144H214V146H211V147L208 146L209 149L207 148L205 150L206 151L205 154L208 153L211 157L215 156V155H213L214 152L216 151L215 148L223 149V147L224 146H228V144H230L231 143V140L234 138V135L232 134V132L231 131L229 132L228 128H226L224 126H221V125L216 126L211 132H207ZM130 132H132V131H130ZM57 133L56 132H53V134H52L51 137H54L57 140L58 144H59V143H61V140L59 139ZM235 136H237V135H235ZM143 137H144V140H143ZM238 138H239V136L237 137V139ZM237 139L234 138L233 140H237ZM251 142L253 143L254 146H259L261 144V142L259 144V143H257V141H254V140H252ZM218 143H220V144H218ZM191 151L195 152L196 150L195 151L194 150H191ZM218 151H219V153H221V155H223L222 154V151H220V150H218ZM231 151L234 152L232 150V148H230V153L232 154ZM79 153H80V155L85 160H88V158H85L84 155H82L83 154L82 152H79ZM79 153H77V154H79ZM244 154L241 155V157H240L241 160L242 159H245V158H247L246 160H248L250 158V156H251V155L249 156V155H244ZM69 158H71V157H69ZM72 160H74V159H72ZM208 164H209V161H206L205 162L206 168L203 167V166L199 167V170H200V176L199 177H201L202 179L203 178H206L207 179L209 177L218 178V176H219V179H223L225 182H227V181L229 182L230 176L229 175H226L223 178L219 174V169L216 172L208 173V172H210V170L211 171H215L216 170V168L214 166H210ZM147 170H149V171H147ZM258 170L259 169L257 168L255 171H258ZM143 171H145V172H143ZM177 178H178V180H176V184L177 185H175V186H172L170 184V182H168L169 179L168 180H164V181H161L160 180L161 181V182H159L160 183V186H155L156 188H154V189H149L148 188V191H145L146 193H143L142 196L136 197V199H133L132 198L131 201H133V202H131V201L130 202L123 201L124 196L126 194L129 195V193L124 192V190L121 191V192L120 191H115L114 190V187L113 188H111V186L109 187V189H108L109 195H105V201H106V203H108L110 206L112 205V206L116 207L115 210L117 211L116 214L118 216H122L123 215V216H126V217L124 219H122V220H121V218L114 217V216L111 217V218H109V217H107L109 214L108 213H106V214L104 213L105 215L102 214L103 217L101 219L103 220L102 222H106L107 225H109V224L111 225L113 223V221H116L118 224H123L122 225L123 228H122L121 232L124 231V234L122 236H119L118 242L127 241V240H129V238H131L130 236H128L126 234V232H127L128 229L127 228L124 229V225H125V227H127V226H131L132 227L133 223H139L140 221L141 222L142 221L143 222L145 221V222H149V223L152 224L154 222H151L152 221L151 220L152 219L151 218V214H152V212L155 209H161V210H163V209H166L167 207L168 208L174 207V206L168 205L169 204V201H171L170 198H168V197H169V195H171V196L173 195V193H171L170 191H175V189H177V187L180 186V183L181 184L183 183V181H181L182 180L181 178H179V177H177ZM209 181H210V184L209 185H210V188H211L210 191L213 192L214 189H215V187H214L215 181L213 179L212 180H209ZM249 183H247L246 190H248L251 187V186H248ZM238 184H239V182H238ZM145 189H147V187ZM165 192H169V193H167V194H165L163 196V194ZM233 192H235V191H233ZM207 195L208 194L205 195V198H206ZM108 196H109V198H108ZM200 197H202V196H200L199 194H194V198L199 199ZM229 197L236 198V197H233V196H229ZM79 198H80L79 196L78 197L75 196L74 199L72 200V202H74L73 204L75 205L73 209L57 210V211H55L56 217H52V218H48V219L47 218L46 219L43 218V219L40 220L41 222H39V224H42V225H45V226L46 225L47 226H51L49 228H52L53 230L57 231V233H58V231H61L60 238H61V241L62 242L59 243V245L57 247V250L61 246H64V245L73 248V244H70L69 241H72L75 245H77V241L78 242L81 241V237H79V236H82V237L84 236V234H83V230L84 229L85 230H88L89 233L91 232V234H99L100 233V232L90 231L94 227L92 225V223L89 222L88 220H85L82 215L81 216H78V214L81 213V212L84 213L87 217H89L90 214H91V209H89V210L88 209H85L83 207V204H82V202L80 201ZM244 200H241V202L244 201L243 202V205L241 204L242 206L245 205V207H252L251 201L249 202L247 199H244ZM206 201L209 202L210 199H207L206 198ZM238 202L236 204H239ZM232 203H234V202H232ZM187 204H188V201H187ZM41 206H43L45 208L47 206V204L46 205L45 204H41ZM55 209H56V207L54 208V210ZM209 209H211V210L209 212L205 213V214L204 213L203 214H200L199 213L200 212L199 210H197L195 212L196 216L199 215V217H201V220H199V223L197 224L198 227L199 226L201 227L203 224H204V227H206L207 224H211L213 226L215 223L212 220V218L210 217V214L211 213L213 214L215 212V215L216 214L217 215L218 214L220 215L217 218V220L219 222L221 221L220 224H222L221 228H223V230L226 229V228H229V229H232L233 228L234 225L231 227L232 222H230V220H231L230 218H232V215L229 217L230 214H223V213H221L219 211V209L213 208L210 205H209ZM68 215H70V216H76L78 218L73 217V219L72 218L70 219V217ZM214 218H216V217H214ZM119 219L121 220L120 222H118ZM223 221L225 222V224H223ZM68 223H70L72 226H75V227L61 226V225H67ZM84 225H87V226H84ZM112 226L113 225H111L110 227H112ZM18 228L20 230L22 229L21 227H18ZM153 229H152V231H153ZM71 230H74V233H77L78 236L74 235V236L71 237L70 236V233H69ZM233 230H235V227L233 228ZM238 230H239V232L242 231L241 229H238ZM150 233H152V232H150ZM134 235H135V239L134 240L136 242L135 243L136 245H139V243L140 244L141 243L142 244H145L144 241L143 242H139V239H138L139 236L138 235H136V234H134ZM152 236H154V235H150L148 238H150ZM17 237H19V235H17ZM127 237H128V239H127ZM94 238L95 237H92V239L91 238H86L84 240L86 242H89L91 240L92 241H95V240H93ZM152 241L153 240L151 239V242ZM99 242H102V241L99 240ZM156 243H158L157 238H156V241H155V245H156ZM16 244H18V243L15 241V246L20 247V246H18ZM19 245H21V244H19ZM108 245H105V244H102L101 245L104 248L103 249L104 250V253H106L105 251H109V252L113 253V251H114L113 248H111ZM21 246L23 247V245H21ZM98 254H101V253H98ZM17 256H19V255H17ZM22 257L26 258V256H24V255ZM120 259H122V261L118 262L117 264H137L136 262H133L130 257H124V258L122 257ZM38 260H41V261H44V262H47V263L48 262H53V263L56 262V260H52V259H50V260L47 261V260H43V259H39L38 258ZM108 261H109V259H108ZM108 261H106V262H108ZM181 262H184V261H181ZM221 262H223V261H221ZM184 264H186V263L184 262Z\"/></svg>","mask_w":264,"mask_h":264},{"label":"water","instance_id":"95a60500","mask_svg":"<svg viewBox=\"0 0 264 264\" xmlns=\"http://www.w3.org/2000/svg\"><path fill=\"white\" fill-rule=\"evenodd\" d=\"M249 16L252 17L254 20H258L257 17L252 16L250 14L235 16L234 19L245 30H247L248 33L252 34V32L249 31L250 28L254 29L257 33H260L262 31L261 23L259 24V27H257L256 25L252 24L251 21L244 19ZM168 198H170L171 200L169 201V203H176L182 201L181 195H176V197L169 195ZM55 260L56 262L54 263L53 262L47 263L38 259L34 260L28 257L24 258L22 256L9 254L0 261V264H100L95 259L88 257L87 255L79 252L77 249L65 245L59 248V252ZM113 263L117 264L118 262L113 261Z\"/></svg>","mask_w":264,"mask_h":264},{"label":"snow or ice","instance_id":"6c2138e0","mask_svg":"<svg viewBox=\"0 0 264 264\" xmlns=\"http://www.w3.org/2000/svg\"><path fill=\"white\" fill-rule=\"evenodd\" d=\"M225 7H228V5L227 4H225ZM244 19H247L248 21H251V23L252 24H254V25H256L257 27H259V24H260V22L258 21V20H254L252 17H246V18H244ZM156 23L157 24H159L160 23V21L159 20H157L156 21ZM249 31L250 32H252V35L255 37V36H257V35H264V31H261L260 33H257L254 29H249ZM249 211H251V209H249ZM153 242H155V241H153ZM262 250H264V249H262Z\"/></svg>","mask_w":264,"mask_h":264}]
</instances>
